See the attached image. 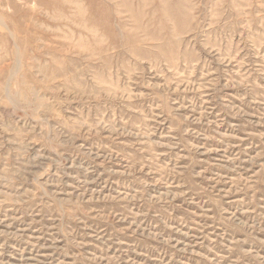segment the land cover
Instances as JSON below:
<instances>
[{
  "label": "rangeland",
  "instance_id": "rangeland-1",
  "mask_svg": "<svg viewBox=\"0 0 264 264\" xmlns=\"http://www.w3.org/2000/svg\"><path fill=\"white\" fill-rule=\"evenodd\" d=\"M0 264H264V0H0Z\"/></svg>",
  "mask_w": 264,
  "mask_h": 264
}]
</instances>
